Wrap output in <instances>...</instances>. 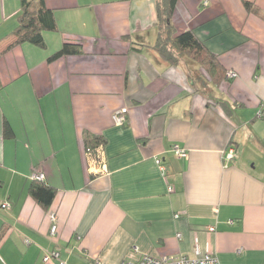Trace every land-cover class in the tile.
I'll return each mask as SVG.
<instances>
[{
  "label": "crops",
  "instance_id": "obj_1",
  "mask_svg": "<svg viewBox=\"0 0 264 264\" xmlns=\"http://www.w3.org/2000/svg\"><path fill=\"white\" fill-rule=\"evenodd\" d=\"M45 4L57 29L42 48L15 44L22 0H0V264H60L51 251L65 264L208 252L264 264V0L178 1L173 24L217 55L218 83L162 60L156 0ZM66 42L82 52L49 61ZM86 132L106 140L104 174ZM35 173L56 188L48 208L30 193Z\"/></svg>",
  "mask_w": 264,
  "mask_h": 264
},
{
  "label": "trees",
  "instance_id": "obj_2",
  "mask_svg": "<svg viewBox=\"0 0 264 264\" xmlns=\"http://www.w3.org/2000/svg\"><path fill=\"white\" fill-rule=\"evenodd\" d=\"M179 0H156L159 37L154 49L162 60L169 64L185 62L192 72L193 67H199L215 83L221 81L226 71L216 54L208 49L192 30L178 33L173 24ZM244 5L251 12L261 13L254 2L245 1ZM57 22L54 12L47 8L45 0H22V12L19 16V25L14 31L15 44L30 42L45 48V30H56ZM82 52V44L66 42L63 47L49 57V61L57 60L66 55H75ZM12 129L6 125L5 134L11 135ZM85 151L96 155L98 148L105 146L106 140L101 135L89 132L84 134ZM93 154V155H94ZM34 179L30 187L33 198L44 208L50 207L56 196V188Z\"/></svg>",
  "mask_w": 264,
  "mask_h": 264
},
{
  "label": "built area",
  "instance_id": "obj_3",
  "mask_svg": "<svg viewBox=\"0 0 264 264\" xmlns=\"http://www.w3.org/2000/svg\"><path fill=\"white\" fill-rule=\"evenodd\" d=\"M228 77H235L236 73L234 71H228L227 73ZM128 112V108H122L114 114V122L117 125H123L126 121V114ZM173 151L175 154L182 158L188 157V151L185 148H181L178 145H175L173 147ZM235 152V149L231 147L229 149V154L227 159L233 158V154ZM86 154L88 156L89 160V168L92 172V174H104L107 172L106 162L104 158V146L98 148L96 155L90 151H86ZM94 154V155H93ZM33 178L44 180L45 175L43 173H35L33 175ZM170 191H173V187H169ZM5 207H10V204L6 203L2 205ZM179 215H177L178 217ZM51 218L55 219V214L51 213ZM57 231L56 226H52L51 228V235H55ZM49 257H55L60 260V264H65L63 260L60 259V252L57 251H51L46 255L45 260H47ZM119 264H220V261L218 257L212 253L208 252L205 255L197 258H189L186 256H154L151 254H144L138 259L137 261H129V260H123Z\"/></svg>",
  "mask_w": 264,
  "mask_h": 264
}]
</instances>
